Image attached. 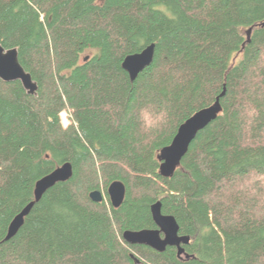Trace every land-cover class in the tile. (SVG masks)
<instances>
[{"label": "trees", "instance_id": "16d2710c", "mask_svg": "<svg viewBox=\"0 0 264 264\" xmlns=\"http://www.w3.org/2000/svg\"><path fill=\"white\" fill-rule=\"evenodd\" d=\"M263 23L264 0H0V46L38 84L0 79V264H264ZM152 43L131 81L124 58ZM217 99V119L163 176L161 150ZM68 161L73 177L4 241L37 181ZM157 201L191 237L189 258L124 238L156 228Z\"/></svg>", "mask_w": 264, "mask_h": 264}, {"label": "water", "instance_id": "95a60500", "mask_svg": "<svg viewBox=\"0 0 264 264\" xmlns=\"http://www.w3.org/2000/svg\"><path fill=\"white\" fill-rule=\"evenodd\" d=\"M155 47V43H152L140 52L129 54L124 58L122 67L129 74L131 81H135L139 74L151 65L155 56ZM0 79L4 82L21 81L25 90L30 94H35L38 90L37 82L21 65L16 48L6 49L0 46ZM221 110L220 99H217L214 104L200 109L180 125L171 144L164 147L159 155L162 162L160 173L163 176H171L175 172L187 154L191 142L200 131L217 119ZM73 175L74 166L68 161L39 179L35 186V199L15 216L8 227L4 241L12 239L18 233L24 224L25 217L49 189L60 182L70 180ZM126 191V184L121 180H115L109 185L108 196L115 208L120 207L124 202ZM90 198L94 202L101 203L105 200V194L101 190H94L90 193ZM151 212L156 228L126 231L123 235L124 238L132 244L146 245L159 252H164L168 247H175L179 257L185 255L186 258H189L190 255L185 252L184 246L190 243L191 237L180 234V225L176 217L162 212L161 201H157L151 206ZM132 258L136 263H140V260L135 256L132 255Z\"/></svg>", "mask_w": 264, "mask_h": 264}, {"label": "rangeland", "instance_id": "374dc122", "mask_svg": "<svg viewBox=\"0 0 264 264\" xmlns=\"http://www.w3.org/2000/svg\"><path fill=\"white\" fill-rule=\"evenodd\" d=\"M91 53H93V50H87L85 56L89 55ZM61 115H62L64 124L67 125L68 124V119H67L68 115H67V113L63 112ZM152 116L153 115L144 117V115H143V119L145 120V122L147 121L148 126H151V125L155 124L157 121H159L158 119H155ZM183 257L186 258L185 256H183Z\"/></svg>", "mask_w": 264, "mask_h": 264}, {"label": "bare ground", "instance_id": "6f19581e", "mask_svg": "<svg viewBox=\"0 0 264 264\" xmlns=\"http://www.w3.org/2000/svg\"><path fill=\"white\" fill-rule=\"evenodd\" d=\"M203 109V108H202Z\"/></svg>", "mask_w": 264, "mask_h": 264}]
</instances>
